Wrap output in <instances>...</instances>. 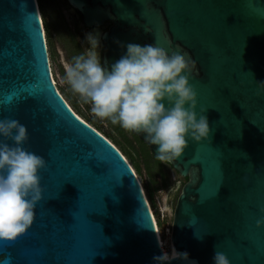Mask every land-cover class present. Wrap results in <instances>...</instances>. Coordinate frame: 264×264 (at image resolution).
<instances>
[{
	"label": "water",
	"instance_id": "obj_1",
	"mask_svg": "<svg viewBox=\"0 0 264 264\" xmlns=\"http://www.w3.org/2000/svg\"><path fill=\"white\" fill-rule=\"evenodd\" d=\"M62 1L99 39L109 70L129 43L196 61V111L207 109L213 132L189 138L182 158L167 162L187 180L171 243L189 260L172 264H213L215 251L231 264H264V228L256 227L264 217V0ZM39 9L37 0H0V120L24 125V148L48 165L34 224L16 242L0 241V264H156L164 248L141 180L59 90Z\"/></svg>",
	"mask_w": 264,
	"mask_h": 264
},
{
	"label": "clouds",
	"instance_id": "obj_2",
	"mask_svg": "<svg viewBox=\"0 0 264 264\" xmlns=\"http://www.w3.org/2000/svg\"><path fill=\"white\" fill-rule=\"evenodd\" d=\"M86 38L91 47L66 65L64 81L91 106L95 117L143 134L163 162L182 158L189 138L211 140L207 109L199 115L196 111L198 94L190 82L196 61L189 53L169 54L156 44L129 43L126 54L109 70L97 51L99 39L91 34ZM258 89L264 92V82ZM0 137L14 142L9 146L0 140V241L14 243L34 224L36 206L44 199L40 172L48 165L44 157L24 148L29 135L19 121L0 120ZM256 227L264 228V217L257 219ZM160 246L164 247L162 242ZM153 259L156 264H172L189 260V254L173 247L171 253L164 251ZM213 264L231 261L215 251Z\"/></svg>",
	"mask_w": 264,
	"mask_h": 264
},
{
	"label": "rangeland",
	"instance_id": "obj_3",
	"mask_svg": "<svg viewBox=\"0 0 264 264\" xmlns=\"http://www.w3.org/2000/svg\"><path fill=\"white\" fill-rule=\"evenodd\" d=\"M42 17L47 25V42L55 82L73 110L86 122L98 129L128 158L146 189L153 194V212L167 252H171V235L174 209L186 179L182 178L167 162H157L148 145L132 132L109 120H100L91 113V106L84 103L64 81L65 67L81 54L83 45L75 34L74 18L62 3L39 0ZM147 190H145L146 192Z\"/></svg>",
	"mask_w": 264,
	"mask_h": 264
},
{
	"label": "flooded vegetation",
	"instance_id": "obj_4",
	"mask_svg": "<svg viewBox=\"0 0 264 264\" xmlns=\"http://www.w3.org/2000/svg\"><path fill=\"white\" fill-rule=\"evenodd\" d=\"M47 1H49V2H60V3H62V5L66 9V11L68 13H70V15H72V17L74 18V24H75V34H76L77 38L80 39V42L83 45V50H82L81 54L84 53L86 51V49H88V48L91 47V45L89 44V42H88V40L86 38L87 37V32L89 31V29L86 28L83 25V23L81 21L80 15L77 14L76 12H72L69 9H67L62 0H47ZM105 27H107V25H105ZM104 51H105V46H103L102 55L104 54Z\"/></svg>",
	"mask_w": 264,
	"mask_h": 264
},
{
	"label": "trees",
	"instance_id": "obj_5",
	"mask_svg": "<svg viewBox=\"0 0 264 264\" xmlns=\"http://www.w3.org/2000/svg\"><path fill=\"white\" fill-rule=\"evenodd\" d=\"M39 1V0H38ZM40 10H41V12H42V8H41V5H40ZM44 22V26H45V30H46V32L48 31V29H47V25H46V23H45V21H43ZM95 128V127H94ZM96 129V128H95ZM98 130V129H97ZM99 131V130H98ZM100 132V131H99ZM103 134V133H102ZM104 135V134H103ZM108 138V137H107ZM109 139V138H108ZM110 140V139H109ZM111 141V140H110ZM112 142V141H111ZM113 143V142H112ZM115 145V144H114ZM126 157V156H125ZM127 158V157H126ZM127 160H128V158H127ZM129 161V160H128ZM157 162L159 163V162H161V163H159L160 165H162V161H160L159 159L157 160ZM163 166V165H162ZM135 170H136V168L135 167H133ZM137 172V174H138V176H139V174H140V172L139 171H136ZM144 187V186H143ZM145 189V188H144ZM145 190H147L146 191V194H147V197H148V199H149V202H150V204H151V207L154 209V206L155 205H153L154 204V202H153V194H152V192H151V190L149 189V188H147L146 187V189Z\"/></svg>",
	"mask_w": 264,
	"mask_h": 264
},
{
	"label": "snow or ice",
	"instance_id": "obj_6",
	"mask_svg": "<svg viewBox=\"0 0 264 264\" xmlns=\"http://www.w3.org/2000/svg\"><path fill=\"white\" fill-rule=\"evenodd\" d=\"M49 80H50V82H51V79L49 78ZM54 89V88H53ZM54 92H55V95L59 98V101L63 104V106L66 108V110H67V112L70 114V116L73 118V119H75L76 121H78V122H80L81 124L83 123V122H81V121H79V117H76L75 116V114L74 113H72L71 112V110L70 109H68L67 108V106L66 105H64V102H63V100L62 99H60V97L58 96V94H56V91H55V89H54ZM94 133V132H93ZM95 134V133H94ZM110 147V146H109ZM111 148V147H110ZM113 150V149H112ZM114 151V150H113ZM115 152V151H114ZM116 153V152H115ZM117 155H119L118 153H116Z\"/></svg>",
	"mask_w": 264,
	"mask_h": 264
},
{
	"label": "bare ground",
	"instance_id": "obj_7",
	"mask_svg": "<svg viewBox=\"0 0 264 264\" xmlns=\"http://www.w3.org/2000/svg\"><path fill=\"white\" fill-rule=\"evenodd\" d=\"M37 3H38V5H39V1L37 0ZM39 8H40V5H39ZM40 10V9H39ZM40 13H41V10H40ZM42 15V14H41ZM42 19H43V17H42ZM44 23V22H43ZM69 104V103H68ZM70 106V105H69ZM73 109V108H72ZM76 113V112H75ZM77 114V113H76ZM78 115V114H77ZM80 117V116H79ZM81 118V117H80ZM81 119H83V118H81ZM84 120V119H83ZM85 121V120H84ZM86 122V121H85ZM88 123V122H87ZM89 124V123H88ZM90 125V124H89ZM92 126V125H91ZM93 127V126H92ZM110 141V140H109ZM124 155V154H123ZM125 156V155H124ZM142 183V182H141ZM143 185V184H142ZM151 205V204H150ZM152 211H153V209H152ZM154 213V212H153ZM155 216V215H154ZM156 219V218H155ZM158 232H159V236H160V239H161V242H162V244H163V246H164V243H163V239H162V237H161V233H160V230H159V226H158ZM164 248V251H167L166 249H165V246L163 247ZM172 248H173V246L171 247V250H172ZM171 253V252H170Z\"/></svg>",
	"mask_w": 264,
	"mask_h": 264
}]
</instances>
